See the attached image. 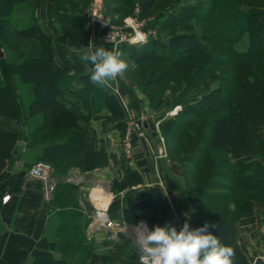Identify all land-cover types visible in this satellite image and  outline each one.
Returning a JSON list of instances; mask_svg holds the SVG:
<instances>
[{"label":"trees","instance_id":"trees-1","mask_svg":"<svg viewBox=\"0 0 264 264\" xmlns=\"http://www.w3.org/2000/svg\"><path fill=\"white\" fill-rule=\"evenodd\" d=\"M32 1L0 0V49L5 52L0 59V118L21 125L41 117L26 137L23 158L28 171L38 162L52 164L56 176L75 165L86 172L103 168L107 155L96 151L89 123L106 111V121L116 122L124 137L125 111L116 96L90 83L91 72L69 52L82 43L89 20L84 12L92 0H51V19L64 22L67 28L45 43L38 38L36 19L25 26L14 16L17 8ZM160 1L103 0V9L114 18L128 8L138 11L143 20L151 17ZM158 32L168 36L167 44L156 39L139 47L122 46V59L142 68L144 81L150 74L140 88L152 109L182 106L171 128L162 132L169 158L182 166L184 191L193 200L197 222L216 224L209 231L234 249V264H247L236 227L242 217L253 213L254 203L264 207V166L231 161L230 156L252 148L264 159V0H195L172 12ZM7 52L12 54L10 59ZM18 82L32 92L27 111L20 102ZM214 82L218 86L203 93L204 85ZM65 96L76 99L79 108L61 103L59 98ZM170 99L171 107L166 108ZM21 139L20 133L5 132L0 124V173L19 151ZM180 151L184 156L173 157ZM127 182L136 186L142 179L128 168ZM118 188L116 182L114 191ZM74 189L57 184L54 198L63 192L69 207ZM140 198V204L123 214L128 225L135 227L142 220L151 229L172 219L159 189H148ZM66 224L70 225L69 220ZM76 234L84 235V231ZM80 236L65 244L76 254L89 245ZM61 245L44 240L34 260L22 264H74L66 256H57Z\"/></svg>","mask_w":264,"mask_h":264},{"label":"crops","instance_id":"crops-1","mask_svg":"<svg viewBox=\"0 0 264 264\" xmlns=\"http://www.w3.org/2000/svg\"><path fill=\"white\" fill-rule=\"evenodd\" d=\"M40 18V22H37V31L44 39L56 36L67 28L64 22H53L47 14L40 15ZM41 26L42 30L39 29ZM69 52L72 56L78 57L86 69L89 68V61L83 59L88 52L84 38L80 47L71 48ZM76 86L78 89H83L79 84ZM59 101L68 106H77L76 108L80 106L76 99L69 96L59 98ZM129 105L130 112L132 110V114L141 117L149 131L153 147L157 149L160 145L157 137H162V132L169 130L174 121L168 115V110L156 111L150 108L148 101L141 94L137 98L132 97ZM23 109L26 111L24 107ZM108 115L104 111L101 118H93L89 123L94 135L96 151L107 155L106 166L86 172L80 165H75L70 167L65 175L56 176L57 184L75 186L69 195L71 198L68 199L71 202L69 207L65 206L67 195L63 192H58L51 202H47L42 193L41 182L31 179L28 174L23 156L26 152V137L31 131L29 121L40 116L27 120L21 125L17 121L0 119L5 132L20 133L22 136L18 144L19 151L0 173V264H22L24 260L31 263L36 253L42 249L44 240L70 245L71 237L81 235L76 234L77 231H84L80 239L84 238L87 244L90 241L94 242L95 264H101L99 256L105 257V261L109 264H114V246L123 245L126 249L129 248L130 243L136 241L124 233L94 229L92 212L96 209L108 208L114 220L123 221L125 210L140 204V195L151 188L159 189L168 201L173 216L166 222H172L177 230L182 227L186 219L192 228L199 227V222L194 217L193 200L184 191L182 166L166 158L156 162L143 141L135 145L134 158L131 163L128 162L124 157L123 135L115 128L116 122L106 121ZM161 116L163 118L160 119ZM157 120L161 121L159 126L156 125ZM128 168L139 174L142 179L141 184L128 185ZM116 182L119 190L114 191ZM6 196H10V200L4 203L3 199ZM68 220L69 226L66 224ZM141 223L146 224L141 220L138 225ZM138 225L134 228L137 229ZM237 230L243 246L249 245L255 247V250L264 248V207L254 203L253 213L246 218L243 217L237 224ZM261 263L263 264L264 260Z\"/></svg>","mask_w":264,"mask_h":264},{"label":"rangeland","instance_id":"rangeland-1","mask_svg":"<svg viewBox=\"0 0 264 264\" xmlns=\"http://www.w3.org/2000/svg\"><path fill=\"white\" fill-rule=\"evenodd\" d=\"M195 2V0H161L158 5L156 6V8L153 10L151 17H149L148 19H143V20H147L148 21V26L150 28H159L160 25H162L166 20H168V17L171 15L172 12L176 11V10H180V8L187 6V5H191ZM94 5L97 7L98 11H99V16L97 18V20L99 19V21H104L105 23H107L109 25V27H125L126 25V20L127 19H133L135 20H142L139 18V13L138 11H132L129 12L130 10L128 8H124L123 7V13H121L122 16L118 17L115 16L114 18H112L111 16H108L105 14V11L103 9V0H92L90 7H88L86 9V11L84 12V14L88 17L89 12L94 9ZM54 6L53 2L51 0H33L31 3L25 4L23 6H21L19 11L17 10L15 13V17L20 18L21 20V24H24L25 26H27V24H31V22H33V20L36 19V25L37 22L39 23L41 18L40 15L43 14H47L48 17H50L51 19V9ZM227 11V10H226ZM229 12V10H228ZM129 13V14H128ZM225 13V11H221L220 15ZM128 14V16H127ZM53 22H55V20H52ZM220 25H222V23H219ZM50 27V26H49ZM48 27V28H49ZM38 28V27H37ZM40 30H42V26L39 27ZM38 29V30H39ZM52 31V29H51ZM107 31V28H105L104 26L101 25V23H97L94 22L92 20H88V26L86 28V32L84 35V39H85V43H86V47L88 48L89 51V44H91L92 49L94 50L95 48H99V47H104L105 49L111 50V44L106 41L105 39V33ZM38 33V31H37ZM38 38L40 39V41L42 43H45L46 39H44L42 36L40 37L38 35ZM158 39H160V41L162 42V44H167L168 41V36L165 33H162L161 36H159V32H158ZM4 52V50H3ZM5 55V52H4ZM8 58L10 59L12 57V54L7 52ZM89 63V68H87L86 70L90 71L92 70L93 65ZM155 67V66H153ZM142 68H136L134 65L129 64V68L126 71V73L124 74V77L118 78V83H119V87L120 90L122 92V94L124 95V101L126 103V105L128 106L129 109H131L130 107V101L132 100V97L137 98V96L139 94H141L144 98L147 99L146 94L143 93V89L140 88V85H143L144 82L146 81V79H150V74H148V76L144 79L142 78ZM141 72V73H139ZM136 81H138V83L136 84ZM144 81V82H143ZM143 82V83H142ZM17 86L19 88V94L21 96L20 102L22 104V107L25 108V110L27 111L28 108V104L32 99V92L30 90V88H27L25 86H23L20 82L17 83ZM216 86H218L217 82L214 83H208L207 85H204L203 88V93H207L209 91H211L213 88H215ZM163 90V88H161L159 91V93H161ZM148 92H153L152 89H150ZM138 94V95H137ZM165 95L169 96V92L167 91L165 93ZM172 99L168 100L167 102V107H169L172 103ZM149 103V101H148ZM177 106H181V105H177ZM175 106V107H177ZM149 107L151 108L150 104ZM171 107V106H170ZM174 107V108H175ZM174 108L168 110V115L170 116L169 112L172 111ZM132 112V110H131ZM125 124H126V128H128L127 126V122L129 123V121L131 120L128 115L125 113ZM131 117L134 121H137L139 124L142 125V119L141 117H139L138 115H134L131 113ZM172 119V121L175 119V115L174 116H170ZM163 118L162 116L160 117V119ZM1 119V118H0ZM159 119V120H160ZM161 121H156V125L159 126ZM41 123V117L35 118L33 120L29 121V126L34 128L35 125H39ZM162 128V127H161ZM159 139V143L162 141H164V149H165V154L162 158H166V159H170L169 158V152L167 149V142L166 139L162 133V137H157ZM151 140V138H150ZM259 151H263V149L261 147H254ZM264 152V151H263ZM151 155V153H150ZM182 156H184V151H180L179 154L177 155H173V157H177V158H181ZM261 156V155H260ZM133 158H134V154H133ZM132 158V160H133ZM243 159L246 161H251L252 164H258V165H262L264 166V159H260L256 156V152L254 149L250 148L248 150L245 151H237L231 154L230 159L231 161H236L238 159ZM171 160V159H170ZM173 161V160H172ZM179 163V162H178ZM180 164V163H179ZM181 165V164H180ZM183 175V172H182ZM183 178V177H182ZM184 180V178H183ZM196 188V187H193ZM92 214H94V212H92ZM248 216V215H247ZM244 218H246V216H244ZM243 219V217H242ZM241 219V220H242ZM241 220L239 222H241ZM238 222V223H239ZM237 223V224H238ZM130 226V225H129ZM134 227V226H131ZM237 229V227H236ZM239 234L238 230H237V235ZM127 236V235H126ZM129 237V236H128ZM241 241V244H240ZM136 243V242H135ZM130 243L129 248H124L123 245L120 246H114V264H135L137 262H140V251H139V247L137 245V243ZM89 245H86V247L79 249L81 251V254H76L77 252L74 251V249H72L70 246L65 247V245H61L60 246V250H58V254L57 256H66V258H69L73 261L74 264H95V259H93V254H94V242L90 241L88 242ZM238 244L239 247L241 248L246 260H247V264H262L261 262L264 260V248H258V250H255V247H251V246H243L242 243V238H240L238 236ZM101 245V244H100ZM112 252V253H113ZM260 254V255H258ZM261 258H258V257ZM100 260L99 262L101 264H109V262L105 261V257L103 256H99ZM102 258V260H101ZM259 259V260H258ZM260 259H262V261H260ZM111 264V263H110ZM139 264V263H138ZM264 264V263H263Z\"/></svg>","mask_w":264,"mask_h":264},{"label":"clouds","instance_id":"clouds-1","mask_svg":"<svg viewBox=\"0 0 264 264\" xmlns=\"http://www.w3.org/2000/svg\"><path fill=\"white\" fill-rule=\"evenodd\" d=\"M139 42H146L143 36L139 37ZM88 47L83 59L93 65L89 75L91 84L103 87L124 77L129 65L122 59L119 45L111 50L104 47L93 50L91 44ZM216 227L206 222L192 228L188 219L179 230L172 222L151 229L141 223L134 232L141 253L140 264H234V249L209 231Z\"/></svg>","mask_w":264,"mask_h":264},{"label":"built area","instance_id":"built-area-1","mask_svg":"<svg viewBox=\"0 0 264 264\" xmlns=\"http://www.w3.org/2000/svg\"><path fill=\"white\" fill-rule=\"evenodd\" d=\"M93 8L94 9H92L88 14V19L101 23L102 26L107 28L105 39L111 44L112 48L115 45H119V48L122 46L139 47L151 40L158 39V28H150L147 20L134 21L129 18L126 20L125 27H109V25L104 21H99V19L97 20L99 11L95 5ZM140 36H143L146 42H139ZM103 87L110 92V94L117 97V99L121 102L125 113L131 119L129 123L127 122V126L128 124L129 126L126 128V132L122 140L124 157L126 160L130 163L132 162L135 145L140 141L146 143L151 156L156 162L161 159L165 154L164 141H162L163 139L161 140L158 148L155 149L144 124L142 123L141 125L132 119L130 109L123 100L124 95L120 90L118 80L109 82ZM181 110L182 106H177L170 111L169 114L170 116H176ZM28 174L31 179L41 182L44 198L47 202H51L54 198V193L57 187V177L53 165L47 162H38L28 171ZM9 200L10 196H6L3 199V202L7 203ZM92 226L94 229L124 233L135 240L134 232L136 228L129 226L124 221L114 220L111 217L108 208L95 210L92 217Z\"/></svg>","mask_w":264,"mask_h":264},{"label":"water","instance_id":"water-1","mask_svg":"<svg viewBox=\"0 0 264 264\" xmlns=\"http://www.w3.org/2000/svg\"><path fill=\"white\" fill-rule=\"evenodd\" d=\"M4 57H5L4 52H3L2 49H0V59H2ZM198 225H199V227H201V223L200 222L198 223Z\"/></svg>","mask_w":264,"mask_h":264}]
</instances>
